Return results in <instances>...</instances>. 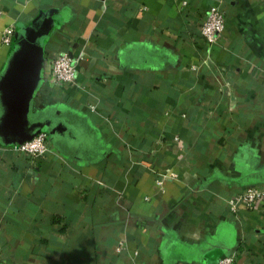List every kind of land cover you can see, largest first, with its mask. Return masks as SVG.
Returning a JSON list of instances; mask_svg holds the SVG:
<instances>
[{"label":"crops","instance_id":"0c3cea01","mask_svg":"<svg viewBox=\"0 0 264 264\" xmlns=\"http://www.w3.org/2000/svg\"><path fill=\"white\" fill-rule=\"evenodd\" d=\"M40 129L49 156L11 149ZM256 184L264 0H0L2 264H264V198L229 202Z\"/></svg>","mask_w":264,"mask_h":264},{"label":"built area","instance_id":"2783aa9c","mask_svg":"<svg viewBox=\"0 0 264 264\" xmlns=\"http://www.w3.org/2000/svg\"><path fill=\"white\" fill-rule=\"evenodd\" d=\"M226 25V13L217 4H212L207 11L204 21L201 23V36L209 44L216 43L222 36ZM15 28L9 25L3 30V41L10 43L14 34ZM76 58L69 52L63 51L57 53L50 65V78L60 86L73 84L76 80ZM11 149L20 153L26 154L31 158L46 157L53 151L48 139V132L45 129L39 130L32 138L22 142H16L11 146ZM173 174V173H172ZM171 176V173L170 175ZM159 183L162 179L158 180ZM264 198V185L256 184L244 188L230 198L229 202L232 211H236L239 203H244L250 207L254 206L258 199ZM235 255L228 254L219 258L217 264H234ZM0 264L2 257L0 256Z\"/></svg>","mask_w":264,"mask_h":264},{"label":"water","instance_id":"95a60500","mask_svg":"<svg viewBox=\"0 0 264 264\" xmlns=\"http://www.w3.org/2000/svg\"><path fill=\"white\" fill-rule=\"evenodd\" d=\"M41 130V129H40ZM39 130H37V131H35L32 135H31V137L30 138H32L37 132H38ZM30 138H28V139H30ZM27 140V139H26ZM23 141H25V140H23ZM19 142H22V140L21 141H19Z\"/></svg>","mask_w":264,"mask_h":264}]
</instances>
